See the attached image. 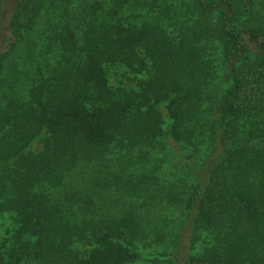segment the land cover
Returning a JSON list of instances; mask_svg holds the SVG:
<instances>
[{
  "label": "trees",
  "instance_id": "16d2710c",
  "mask_svg": "<svg viewBox=\"0 0 264 264\" xmlns=\"http://www.w3.org/2000/svg\"><path fill=\"white\" fill-rule=\"evenodd\" d=\"M0 0V264H264V0Z\"/></svg>",
  "mask_w": 264,
  "mask_h": 264
},
{
  "label": "rangeland",
  "instance_id": "374dc122",
  "mask_svg": "<svg viewBox=\"0 0 264 264\" xmlns=\"http://www.w3.org/2000/svg\"><path fill=\"white\" fill-rule=\"evenodd\" d=\"M13 0H3L2 1V13H3V23H5V20L7 19L10 9H11V5H12ZM2 31H3V35L0 39V49L3 48L5 46V43L7 41V36L9 35V32L6 30L5 28V24L2 25ZM8 220L4 219V218H0V228L3 229V226L5 223H7Z\"/></svg>",
  "mask_w": 264,
  "mask_h": 264
}]
</instances>
